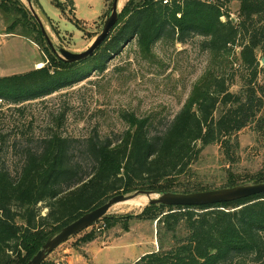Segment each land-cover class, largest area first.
<instances>
[{
  "label": "trees",
  "instance_id": "16d2710c",
  "mask_svg": "<svg viewBox=\"0 0 264 264\" xmlns=\"http://www.w3.org/2000/svg\"><path fill=\"white\" fill-rule=\"evenodd\" d=\"M231 1L129 0L99 54L75 69L80 63H66L48 47L21 0H0V11L12 20L7 34L30 39L46 55L40 69L0 76V102L19 107L70 88L133 40L145 53L159 41L187 44L195 38L204 39L202 49L213 55L239 47L241 65L256 79L259 55L264 58V0H239L236 22ZM55 7L65 12L62 3ZM210 76L164 133L152 134L149 118L128 114L130 129L117 141L50 134L23 149L16 172L5 166L0 146V264H27L51 236L116 194L209 191L194 179L203 151L220 145L235 163L239 143L230 137L252 125L264 129V87L254 88L250 79L248 90L236 94L224 75ZM263 182L264 169L246 180L228 171L225 187ZM135 217L157 222L158 250L131 264H264V194L203 207L149 205ZM101 221L112 225L107 217ZM95 239L90 233L81 241Z\"/></svg>",
  "mask_w": 264,
  "mask_h": 264
},
{
  "label": "rangeland",
  "instance_id": "374dc122",
  "mask_svg": "<svg viewBox=\"0 0 264 264\" xmlns=\"http://www.w3.org/2000/svg\"><path fill=\"white\" fill-rule=\"evenodd\" d=\"M21 1L30 10L27 0ZM33 1L54 46L82 53L102 30L114 0ZM56 1L62 3L65 12L55 7ZM128 1L122 0L120 10L123 11ZM240 6L239 0L227 5L232 19L236 20ZM40 12L48 17V23L40 17ZM11 24L12 20L0 11V76L37 70L39 64L46 66L43 47L18 34H7ZM203 41L202 38L187 44L159 41L145 53L133 40L122 44L119 53L106 59L103 69L89 71L82 81L70 88L19 107L0 102V146L4 148L5 166L16 172L23 160V149L35 146L38 140L50 134L80 140L99 134L103 139L117 141L130 129L125 119L128 114L139 119L149 118L152 134L164 133L190 102L195 88L210 80V74L224 75L227 83L233 82L230 91L236 94L248 90L245 83L250 79L254 88L264 87L261 54L259 75L254 79L252 71L240 63L239 47L230 55H213L202 49ZM230 140L239 143L235 163L229 164L222 147L214 145L207 147L193 165L194 179L202 182L206 189L227 188L228 171L246 180L264 169V129L260 131L252 125L232 135ZM148 202L139 208L126 203L115 205L106 216L111 226L99 221L63 243L47 260L69 264L68 257H71L73 264H116L153 251L158 247L157 222L135 217L146 210ZM46 213L42 208V215ZM125 227L130 230L127 232ZM90 233H94L96 239L84 244L82 238ZM76 260L82 262L76 263Z\"/></svg>",
  "mask_w": 264,
  "mask_h": 264
},
{
  "label": "water",
  "instance_id": "95a60500",
  "mask_svg": "<svg viewBox=\"0 0 264 264\" xmlns=\"http://www.w3.org/2000/svg\"><path fill=\"white\" fill-rule=\"evenodd\" d=\"M27 2L29 4L30 11L40 25L41 32L47 42L48 47L61 60L69 64L82 63L92 58L113 33L122 11L120 10L121 0H114L111 7V14L107 18L102 30L99 32L92 45L82 53H74L63 47L56 48L54 46L52 40L47 34L44 24L35 11L34 6L36 5V2L33 0H27ZM40 17L45 22H49L48 17L43 12H40ZM235 21V19H232V22ZM262 65L264 66V58L262 59ZM262 194H264V182L258 184H241L234 187L194 193L160 194L141 190L130 194H116L101 207L84 214L78 220L63 228L59 233L51 236L43 245L42 249L27 264H43L48 256L51 255L59 246L67 242L70 238L81 234L85 230L101 221L107 216L108 212L115 205L135 199L138 196L144 195L149 198L154 197L151 198L148 205H165L171 207H203L231 203Z\"/></svg>",
  "mask_w": 264,
  "mask_h": 264
},
{
  "label": "bare ground",
  "instance_id": "6f19581e",
  "mask_svg": "<svg viewBox=\"0 0 264 264\" xmlns=\"http://www.w3.org/2000/svg\"><path fill=\"white\" fill-rule=\"evenodd\" d=\"M121 2H122V0H121ZM120 7H121V5H120ZM42 67H43V65H40L39 68H42ZM151 198H154V197H151ZM151 198L143 195V196H138L135 199H132V200H129V201H126L123 203H126L127 205H129V207L131 206L134 208H139V207L145 206L148 201L150 202ZM149 202H148V204H149Z\"/></svg>",
  "mask_w": 264,
  "mask_h": 264
},
{
  "label": "crops",
  "instance_id": "0c3cea01",
  "mask_svg": "<svg viewBox=\"0 0 264 264\" xmlns=\"http://www.w3.org/2000/svg\"><path fill=\"white\" fill-rule=\"evenodd\" d=\"M40 65H42V64H39L38 67H40ZM156 250H158V247H156L155 249H153V251H156ZM153 251H150V252H147V253H142V254L138 255V257L135 258V259L127 258V259H125V260H123V261H121V262H118V263H116V264H131V263H134V262H136L138 259H140L142 256H144L145 254L151 253V252H153ZM64 253L66 254V252H64ZM63 260H64V259H62L61 261H63ZM76 261H78V260H76ZM74 262H75V261H74ZM74 262H73V259H72L71 257H68V263H69V264H73ZM81 262H82V261H78V262H76V263H81ZM82 264H84V262H82Z\"/></svg>",
  "mask_w": 264,
  "mask_h": 264
},
{
  "label": "built area",
  "instance_id": "2783aa9c",
  "mask_svg": "<svg viewBox=\"0 0 264 264\" xmlns=\"http://www.w3.org/2000/svg\"><path fill=\"white\" fill-rule=\"evenodd\" d=\"M163 3L164 4H168L169 3V0H163Z\"/></svg>",
  "mask_w": 264,
  "mask_h": 264
}]
</instances>
